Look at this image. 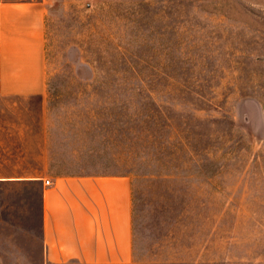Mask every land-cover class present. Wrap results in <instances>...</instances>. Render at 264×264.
<instances>
[{"label":"rangeland","instance_id":"obj_1","mask_svg":"<svg viewBox=\"0 0 264 264\" xmlns=\"http://www.w3.org/2000/svg\"><path fill=\"white\" fill-rule=\"evenodd\" d=\"M47 1L25 175H131L134 264H264V0Z\"/></svg>","mask_w":264,"mask_h":264},{"label":"crops","instance_id":"obj_2","mask_svg":"<svg viewBox=\"0 0 264 264\" xmlns=\"http://www.w3.org/2000/svg\"><path fill=\"white\" fill-rule=\"evenodd\" d=\"M47 3L0 0V97L46 95ZM10 127L1 124L0 130ZM5 134L0 135V264H134L133 177L25 175L24 139L16 135L13 144Z\"/></svg>","mask_w":264,"mask_h":264},{"label":"built area","instance_id":"obj_3","mask_svg":"<svg viewBox=\"0 0 264 264\" xmlns=\"http://www.w3.org/2000/svg\"><path fill=\"white\" fill-rule=\"evenodd\" d=\"M46 182H47V184H50L51 183V181L48 179V180H46Z\"/></svg>","mask_w":264,"mask_h":264}]
</instances>
